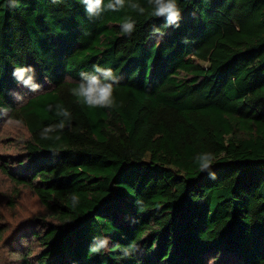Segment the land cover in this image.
Returning <instances> with one entry per match:
<instances>
[{
	"label": "trees",
	"instance_id": "16d2710c",
	"mask_svg": "<svg viewBox=\"0 0 264 264\" xmlns=\"http://www.w3.org/2000/svg\"><path fill=\"white\" fill-rule=\"evenodd\" d=\"M138 2L143 15L89 18L79 0H0V109L28 132L0 170L45 212L6 239L30 243L12 249V264H264V0H177L178 28ZM96 64L121 77L111 109L70 92ZM23 65L39 92L19 93L12 71ZM57 104L71 127L43 140ZM204 151L216 156L214 180L194 162ZM97 236L109 249L91 254Z\"/></svg>",
	"mask_w": 264,
	"mask_h": 264
},
{
	"label": "clouds",
	"instance_id": "9594fccd",
	"mask_svg": "<svg viewBox=\"0 0 264 264\" xmlns=\"http://www.w3.org/2000/svg\"><path fill=\"white\" fill-rule=\"evenodd\" d=\"M54 3L62 2V0H53ZM151 5V15L156 18H163L166 27H179L182 17V10L179 7L177 0H147ZM82 4L86 15L89 18H98L106 10L119 12L126 7L133 12L143 15L146 11L145 7L141 6L138 0H79ZM9 7H17L18 0H8ZM122 34L131 36L136 30V21L131 16H125L119 25ZM152 34L163 35L159 27H152ZM12 77L18 85L27 88L33 93H37L41 89V85L36 81L35 68L31 65H23L15 67L12 71ZM80 79L76 82L75 87L70 89L71 94L76 97L78 103H81L88 108H107L111 109L115 106V89L120 84L121 77L116 75L110 67H104L99 64L93 65L92 72L81 71ZM18 102H22L24 97L19 93H13ZM49 111H52V106H49ZM55 114L60 117L58 123L48 125L40 132V137L43 140L53 139L52 133L62 132L66 127H71V112L61 104L55 106ZM7 116L6 109H0V117ZM9 123H19L9 120ZM56 140L60 139L59 135L55 136ZM216 161V156L210 151L198 153L194 162L198 166L200 172H206L210 179H216V173L213 171V165ZM72 206L76 207L79 204L80 198L76 194L71 195ZM139 203V202H138ZM110 239L106 236L94 237L89 251L91 254H102L109 249ZM135 250V245L123 249L124 256H130Z\"/></svg>",
	"mask_w": 264,
	"mask_h": 264
},
{
	"label": "rangeland",
	"instance_id": "374dc122",
	"mask_svg": "<svg viewBox=\"0 0 264 264\" xmlns=\"http://www.w3.org/2000/svg\"><path fill=\"white\" fill-rule=\"evenodd\" d=\"M154 40L157 42L158 38L151 37V41L154 42ZM150 54L151 56L154 55L155 50L151 49ZM44 85L46 86V84ZM27 92H29L27 88L19 87V93L24 95ZM9 120L13 122L18 121L8 116L0 117V158L4 159L21 154L23 152V141L28 137L26 128L19 121V123H9ZM9 166L11 169L17 167L13 163L9 164ZM13 191L18 192V194L15 195ZM44 214L45 212L42 210L35 194L27 187L15 185L0 170V230L4 231L3 235H0V264H12L13 258L20 257L19 253L11 254L14 247H18L19 249L23 244V250H25L26 247L30 246V243H27L25 239L20 240L19 246L17 242L9 244L6 240L8 236L11 235V238L18 236V234L12 233L13 230L17 229L31 217ZM29 224H32V227L35 226L33 222H29ZM27 229L26 224L20 228L22 232ZM31 243H34V241H31ZM234 262L235 260H232L230 263Z\"/></svg>",
	"mask_w": 264,
	"mask_h": 264
}]
</instances>
